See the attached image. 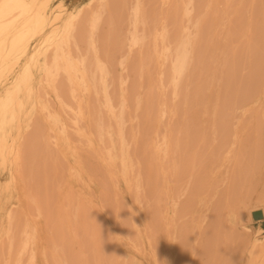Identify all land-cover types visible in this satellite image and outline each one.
Returning a JSON list of instances; mask_svg holds the SVG:
<instances>
[{
  "label": "rangeland",
  "instance_id": "374dc122",
  "mask_svg": "<svg viewBox=\"0 0 264 264\" xmlns=\"http://www.w3.org/2000/svg\"><path fill=\"white\" fill-rule=\"evenodd\" d=\"M212 1H214L215 4ZM226 1L227 0H210V3L206 1L207 4L209 3L208 6L210 8L216 6L215 9H218V12H216L214 8L211 11L207 4V7L204 6V8L202 9L204 12L203 14L206 15L202 17L207 20V16H209L208 26H210L208 28V26H206V20L204 19L203 21L202 18V22H204L203 24H205V26L199 25L198 32H200L199 29H201L202 34L200 35L199 33V35H204L206 41H208L209 43L205 41L207 43L206 44L204 42V36L200 37L197 34L196 35L199 38L197 39V37L195 36L197 42H192L194 41V38L193 40L189 41L190 43L188 42L189 44L187 43V49L190 52V61L193 60V62H189L188 64L189 67L194 68V72L193 74H191L190 71H187L183 74L179 82L180 87L178 86V91H175V88L171 82L173 80V68H169L173 67L174 61L173 57H171L172 55H170L168 51H164V61H157L155 59H152L146 60L148 61L146 64L145 62H142L144 60L141 59L142 56L140 57L141 54L139 52L136 51V54L134 53V49L133 52L131 51V54L134 53L136 56L134 54L133 58L132 55L130 56L127 62L129 68L125 67L124 70V68L122 67H117L116 69V71L120 72V74L116 72L115 78L117 75L121 76H119L120 78L117 77V84L115 83L116 81H114L116 79H114V77L112 78L114 81V100L117 104V109L115 108V114H119L118 118L116 115H114L113 112L110 111V109H108V107L104 106V96L103 94L95 92L97 91V88L94 86V82H92L90 90L84 92L83 105L85 107L86 112L84 110L85 115L82 116L83 122L78 120L72 114L71 116L73 117L70 116L69 113L72 112L71 110L64 108L63 102L61 101L62 99L60 98V100L58 98L59 96L57 95L58 93H56L57 90H54V88L51 86L47 87V90H49L50 92V101H44L48 104L49 102H51V100H53V103H49V106L46 107V109H39L36 117L37 127H35V129L39 127L37 129V131H39L37 132L34 129L32 133L27 135V137L31 135L30 137L33 138L36 136L37 138L35 137V140L31 138L32 143L25 156V159L27 160L24 161L25 165H23L25 167H22V173L20 174L19 178L20 180L13 192V197L3 202L0 206V251H2L0 253V264H68L69 262H72L69 264H74V262L78 261V259L81 261H78V264L249 263L251 257V244L249 241L253 237H264V215L263 211L258 209L253 213V215L249 219L247 217L248 214L246 213V211L242 209L243 205L240 204L238 207V200H236L235 196H237L238 193L243 196L245 192H251L249 194V198L251 199L248 200H252L251 203H253V205H256L257 197L259 195H264V73L261 74L260 72H264V35L262 34L263 37L261 36V34H258L259 36H256L257 31H260V29L261 31H264V26L262 30V25H264V22H262V20L264 19V0L263 2H258L262 0H238V2H236L237 0H235L234 3L236 2L237 5L241 4L240 7L243 9L237 6L238 9L240 8L241 10L236 11L237 7L235 4V6L233 5V11L236 12L235 15H238L236 16L237 18L242 16V19L244 20H242V23L245 22L244 25L241 22H237L239 20H237L234 16L232 7V9H229L230 7L227 8L229 9V11H232L233 15L232 13L226 12L230 15L224 16V14L220 13L222 15V18L224 16V19H222L224 21L221 25L222 20L219 17L220 14L217 13H219V11H223L225 13L227 8H224L225 11L222 10L223 5L225 7V5L229 3L228 6H230L232 3L231 1L233 0H228L227 3ZM239 1H241L242 3H240ZM86 2L87 0H65L67 7L71 10L76 9L78 6H81ZM223 2L225 3L221 6V3ZM202 3L203 1L201 0V4ZM211 3H213L214 5L210 6ZM257 3H260V6L257 5ZM164 7V10H166V3H164ZM237 12L240 14V16ZM241 12L243 14H241ZM213 13L216 14L218 19H220V25H218L219 23L217 22V19L215 21L212 20V17L214 19L217 18L215 17V15L213 16ZM203 14L199 13V17L201 18L200 15ZM258 23H262V25L259 24L260 26H258ZM215 25H218V27L220 26V29L216 26L218 28L216 30ZM124 26H128V28H125ZM122 27L123 32L121 34H125V31L129 29L130 25L125 24ZM204 27H207L206 35L205 33L203 34V32H205ZM257 27L259 28L257 29ZM251 28L253 30H257L252 31ZM107 29L108 26L105 27L106 31ZM124 29L126 30L124 31ZM212 29L218 34L217 35L214 31L211 32L212 35H214L213 33H215L216 35H214L215 39H213V41L210 40L212 38L209 39V36L207 37V35L211 34L208 33L212 31ZM221 30L223 31L221 32ZM220 36L223 37V41H219V39H222L220 38ZM206 37L208 38V40ZM216 38L219 42L216 40ZM226 39L228 40L227 43ZM259 39L262 40L260 41ZM199 40L201 42H199ZM210 42H212V44H210ZM204 43L207 45V47L205 48L206 51H200L201 47L204 48L202 46ZM219 43L222 44V47L219 46ZM193 44H197V46H194ZM205 44L204 46H206ZM214 44L218 45L215 46ZM164 45L166 46L167 43H164ZM189 45L190 49L188 48ZM199 45L201 47H199ZM246 46L247 49L249 48V52L246 49ZM214 47H216V49L211 51V49H214ZM234 47L235 49H233ZM243 47V51L247 53L243 52L244 54L242 57ZM196 49L198 50L197 58ZM231 49L236 50L237 52L235 51L236 53L234 52V55H232ZM192 50L195 51L193 52ZM214 51H216L217 54L214 53ZM205 52H207V55ZM200 53H202L205 57L207 56L205 58L207 59V61L203 58V55L201 57ZM249 53L255 56L256 60ZM169 55L171 57L170 60ZM199 55L202 58L201 61H199ZM228 55L231 59L233 57L234 58L230 60L228 59ZM235 55L240 56L241 60ZM256 55H258V58ZM134 56L137 58H134ZM259 57H261V60ZM130 59H135V61H130ZM257 59L260 61H258ZM234 61L238 62V64L234 63ZM241 61L243 62V64H241ZM142 63L146 64V66H144V64ZM244 63L246 65L245 68ZM167 64L169 66L171 65V67H169ZM132 65H134L135 69L132 67ZM141 65H143L144 67ZM231 65L232 67H230ZM241 65L244 70H242V68L239 69ZM205 66L207 68H205ZM209 66L211 67V69ZM234 66H236L237 69H235ZM151 67H153V69ZM165 67L167 68L166 71ZM150 70H153L152 72H156L155 75H153V73H150ZM163 70L165 71V74ZM235 70H238V72H236ZM240 70H242L243 72H240ZM123 71L126 74H124ZM168 71H170V73H168L170 75L166 74V72ZM235 72L237 78H234ZM136 74H139L138 76L141 77H137ZM151 74L153 75L152 77L150 76ZM163 74L167 77L165 76L163 77L164 79H161ZM229 74H232L233 76L228 78L230 76ZM142 75H144L146 79L142 77ZM261 75L263 78H261ZM250 76L254 78V80L251 79ZM136 77L139 78L140 81H138L139 79L137 80ZM196 77L197 79H195ZM216 77L217 79H219L218 81ZM223 77L224 81L222 80ZM123 78L125 81L124 85ZM143 78L145 87L140 84V82H143ZM233 78L236 80H233ZM250 79L252 80V82H250ZM161 80L163 82L167 80L166 85L169 83V85L167 86H169L172 90L169 87L168 89L167 87H162L166 85H162L163 82ZM220 80L223 82H221ZM231 80L234 82V85ZM204 81H206L207 83H205ZM228 81H230L231 84ZM129 82L132 85H130ZM137 82H139L138 84L140 87L138 86ZM157 82L159 83V85H157ZM191 83L192 85H190ZM257 83L259 84L258 86ZM92 85L95 89L92 88ZM115 85L119 89L115 87ZM141 85L143 88H141ZM170 85H172L173 87H171ZM202 85L206 87L203 88ZM232 85L233 87L229 89ZM132 86L133 88H131ZM221 86L226 88L224 89ZM253 86L255 87V89L253 88ZM122 87L125 89H122ZM128 88L132 90H129ZM189 88L192 90H190ZM251 88L252 90H250ZM197 89L201 93H197ZM133 90H135V92H133ZM141 90L143 91V93ZM202 90L204 91V94L202 93ZM249 90L251 91V93H249ZM92 91H94V93ZM148 91L150 93H155L151 95ZM228 91H230L232 95H230V92ZM220 92L224 95V97L223 95H221ZM115 93H118L120 95ZM121 93L123 94L122 96ZM124 93H128L127 98L126 94ZM135 93L137 95H135ZM163 93L165 95H163ZM98 94L99 96H97ZM146 94L147 98L146 96H144ZM228 94L230 97L227 96ZM242 94L243 98L246 100L242 99ZM133 95H135V97ZM219 95L223 97L224 100ZM91 96H94V99ZM90 97L92 98V102H90ZM100 97H102V102L100 101L99 103L96 100H99ZM130 97L135 102L132 101ZM195 97H197V100ZM117 98L118 100H116ZM189 98L191 102L196 104L194 105L191 102L188 103ZM226 98H228L229 100L232 99L234 101L231 100L230 102L232 103L226 102L228 100ZM58 99L61 103H59ZM200 99L202 101H198ZM71 100L72 98L69 96L70 103L73 106H76V103L73 100L71 102ZM219 100L221 102V105H219ZM88 101L90 102V104ZM124 101L126 107L124 106V108L121 110V104L119 103H122ZM136 101L138 104L136 103ZM224 101L229 104L227 105L224 103L223 105L222 102ZM241 101L242 103H240ZM127 102L129 103L127 104ZM132 102H134V104ZM92 103H94V105H91ZM143 103L145 105H143ZM186 103L189 104V106H187ZM50 104H53L54 108ZM60 104L62 107H60ZM191 104L194 105V108L191 106ZM88 105L93 108H90L92 110V114H97V119H95V116L91 114V111L90 113H88L90 110ZM131 107L133 108L131 109ZM188 107L190 108L189 110ZM58 108L64 111L68 110L69 112H62L64 113L62 115L61 110H59ZM186 109L188 112L186 111ZM95 110H97V113L94 112ZM104 110H106V112ZM49 111L53 112V114L56 115L59 114L57 118L60 116L62 117L59 118L60 122L57 123L54 118L50 117ZM174 111L176 113H174ZM103 112L105 113L102 114ZM124 113H126L127 115L130 114L131 116L129 115L127 118V116L125 117L126 114L123 115ZM184 114L186 115L184 116ZM64 115L66 117H64ZM89 115L91 116L94 125L92 121H89L91 120L89 118ZM92 116L94 118H92ZM112 116L113 119H111ZM104 117H107V121H105L107 123L105 125L102 124L105 123L104 120H106L104 119ZM139 117L141 118V120L139 119ZM119 118L123 120L121 121V123ZM68 119L71 120V126L70 124L68 125V123H70L67 121ZM99 119H101L102 123ZM75 121L79 125L73 124L75 123ZM226 121H231L230 123H232V126L229 123V127H232L231 129L233 130L231 131L233 133L231 132L232 134H230V137L228 139V146L223 152V150L221 151L219 148L221 146L220 141L222 139L219 140V142L213 141V139L216 140V136L214 135L220 132L222 129H220V123L222 124L223 122L225 126L227 125ZM64 122H66L68 128L66 132L60 133L57 127L60 128L59 126H61ZM38 123L40 124V126H38ZM80 124L83 127H81ZM96 124H98V129L94 128ZM101 124L102 126L100 127ZM199 124L201 126H199ZM217 124L219 127V131H217ZM73 125H75V128L73 127ZM179 126L180 129L182 128L181 131L183 130V134L179 133L181 132L180 129H178ZM72 127L75 130H71L70 128ZM76 127L79 128V131L76 130ZM121 127H125L126 130L124 128L121 129ZM45 128L46 130H44ZM81 128H83L82 130H84L85 132H83ZM101 128H105L104 132L103 130L99 131ZM144 128H147V131ZM173 128L179 131V134L176 132L177 138L179 137L178 135L181 134L178 139L175 136ZM68 130L71 132L69 133ZM45 131V134H47V138H45L46 136L43 133ZM76 131L78 133L81 132V135L77 134ZM73 132H75V134ZM141 132L144 135L141 134L140 136ZM210 132L211 134L209 136ZM33 133L34 135H32ZM84 133L85 135L83 136ZM98 133H100V135H98ZM120 133L126 135L124 136ZM69 135H74V138L76 139H74L73 136L70 137ZM144 136L148 137L146 138ZM187 136H190V138ZM174 137L176 138V141L178 140V144L176 143V141H174ZM203 137L206 139H204ZM217 137L219 136L217 135ZM70 138L74 141H70ZM192 139H196L197 142L196 140ZM208 139H210L211 142L213 141L215 143H211L212 145L210 146V142ZM44 140H46V142ZM187 140L189 142H187ZM38 141L40 142L41 146H39L40 144L38 143ZM41 141L43 142L41 143ZM52 141L54 142V144ZM75 141L77 142V144L74 143ZM123 142L125 145H123ZM199 142L202 145H200ZM48 143H50L51 145L53 144L55 150L53 149V146L48 148ZM143 143L145 146L142 145ZM181 143L184 144L182 145ZM207 143H209V145ZM43 144H45V146H43V148H40ZM196 146L198 147V150L200 147L202 155L204 154V156H208V158L206 156V159L203 156V159L206 160H204L206 163H203V167L206 169V171L202 167V170L200 169L195 172V168H197V166H195V163L198 162V159L194 160V162L192 163L191 157H193V149H195ZM93 147L95 148V150ZM208 147L210 151L208 150ZM46 148L49 150L47 151ZM176 150H178V153ZM202 151H205V153L206 151H208V154H205ZM48 152L49 154H47ZM38 153L40 156L38 155ZM35 154L38 156H36ZM41 154H43L44 157ZM110 155H112L113 157L111 158ZM166 155L168 156L166 157ZM178 157L181 158L179 159ZM185 157L189 158L187 160H190V164L185 162ZM58 159H60V162L62 163L59 164ZM47 160H49L47 163H50L49 165L51 167H49V165L45 162ZM50 160H53L55 163L53 161L50 162ZM184 163L186 164V166L189 167L184 168ZM33 164L35 165V167ZM52 164H54L53 168ZM204 164L207 168L204 166ZM59 166L62 171L60 170ZM61 166H63L64 168ZM132 166L133 168L135 166L134 171ZM171 166L174 167L172 168ZM45 168L51 170L49 171ZM189 168H192L194 172ZM128 169L130 171H128ZM171 169H174L175 172H173L174 170ZM181 169H183V174ZM186 169H189V175H187L188 170ZM45 170L48 172H45ZM25 171L27 173H25ZM191 171L193 172V174L191 173ZM28 172H30V175H28ZM34 172H36L35 175ZM44 172L46 174H44ZM47 173L48 175L49 173H52L53 176L52 174H50L49 177L47 176ZM59 173L61 175H64H62L61 177ZM184 174L185 176H187L184 177ZM36 175L40 177L38 178V181ZM193 175L200 176L193 177ZM5 177L6 176L0 175V186L5 182ZM46 177L48 178V180ZM59 177L61 179L58 180V185L56 178L59 179ZM195 178L199 179L195 180ZM187 180L188 182H185ZM190 180H192V182H197L195 184H191L189 183ZM25 181L26 183L30 182L26 185L27 187L25 186V184H23L25 183ZM34 181H40L42 182V184L40 182L36 184L34 183ZM188 183L191 186H189ZM29 185L30 187H28ZM32 185L33 187H31ZM192 185L196 188L195 190L193 189ZM200 185L201 187L199 188ZM241 185H244L243 188L238 190ZM249 185L252 189L249 188ZM254 185L257 186L254 187ZM190 188L193 190H191ZM185 189L186 191L189 190L188 192L191 195L187 193ZM242 189L245 192H243ZM193 192H195V195H193ZM181 193H183V196ZM10 194L12 193L10 192ZM185 194H188L189 197ZM38 197L40 199L43 198V200H38ZM45 198L46 200H44ZM39 201H41V203L43 201V205L44 203L46 204L42 206ZM75 201H79V204ZM47 203H49L50 205H47ZM37 204L38 206L41 205L42 208H46L49 206L48 210L50 211V213L48 210L45 211V209L43 211L40 207L42 210L41 211ZM246 206H249V204H246ZM259 206L263 205L261 204ZM237 207L239 209H237ZM183 211L185 216L184 214H182ZM51 212H53L52 215H54V219L50 218ZM239 212H241V214ZM256 213H258V215H256ZM54 220L55 222L59 223L58 230L61 233V236L60 234H58L59 232L57 231V227H55V225H58L57 223L54 224ZM58 220L61 222H59ZM169 222H171L170 227H168ZM53 224L55 228H53ZM91 226H93V232H91L90 230ZM55 232H58L57 235ZM182 235L187 238V244L185 246L187 254L185 259H183L184 255L182 252V257H180V250H182L181 241L178 242L176 240L178 245L173 242L174 239H177ZM59 247L60 249H57ZM67 248L68 250H70L68 251ZM63 249L65 250V252L62 251ZM72 250L74 251V254ZM61 251L62 255L60 254ZM66 251L68 252L66 253ZM71 252L73 255H75V258L77 256L76 259H74V256L72 258ZM69 255L71 256V258ZM64 256L65 259H62V257Z\"/></svg>",
  "mask_w": 264,
  "mask_h": 264
},
{
  "label": "bare ground",
  "instance_id": "6f19581e",
  "mask_svg": "<svg viewBox=\"0 0 264 264\" xmlns=\"http://www.w3.org/2000/svg\"><path fill=\"white\" fill-rule=\"evenodd\" d=\"M200 1V2H199ZM203 3L201 4V0H87L86 3L82 4L81 6H78L76 9H69L67 7V4L65 3V0H59V1H56V0H0V175L2 176H6V180L5 182L0 186V206L3 202L7 201L8 199L12 198L13 197V192L16 188V185L18 184L19 182V178H20V174L22 173V167H25L23 165L24 164V161L27 160L25 159V156L27 154V151L29 150L30 146H31V138L32 137H27V135H29L30 133H32V131L35 129L36 126V123H37V114H38V111L39 109L43 108V109H46V107H48L49 103H53L51 100V102H49L48 104L44 101V100H47V101H50L49 100V97H50V92L49 90H47V87L48 86H51L54 88V90H57L56 93H58L57 95L59 96L58 98L63 102V106L64 108L66 109H69L71 110L72 113H69L70 116L71 114L73 116H75L78 120L82 121V116L85 115L84 114V110H85V107L83 105V98H84V92L86 91H89L90 90V86L92 84V82H94V86L97 88V91H95L96 93L98 92L99 94H103L104 96V106L105 107H108V109H110L111 112L115 114V108H116V103H115V95H114V81H116L115 83L117 84V77H119L120 75H117L116 78H115V73L117 72L116 69L117 67H122L124 68L125 70V67L127 68L128 65H127V62L130 58V56L132 55V58H133V54L135 53L136 54V51L139 52L141 55L140 57L142 56V62H145L147 64L148 61L146 60H152V59H155V60H159V61H164V51H168L170 53V55H172L171 57H173V67H171V65L168 66L171 67L169 69H172L173 70V80L171 81L174 88H175V91H178L179 88L178 86L180 85V80L183 76L184 73H186L187 71H190L191 74H193L194 72V68L192 67H189V62H193L190 61V58H189V51L187 49V43L191 40H193L194 38V41L192 42H197V39L198 36H200L202 33H201V29L200 32H198V27L199 25L201 26H205V24H203L204 22H202V18L206 15H204L203 13V8L204 6L207 7L208 4L210 3V0H202ZM209 2L207 4V2ZM230 1V0H229ZM235 0L231 1V5L226 4L225 7L223 5V9L225 11L224 8H229V9H232L233 8V5L235 6L236 4V7H240V3H242L241 1H239L240 5H237L236 2H238V0L234 3ZM206 2V3H205ZM214 3V1H212ZM228 2V0L226 1V3ZM258 2H263L262 1H258ZM164 3L167 4V9L164 10ZM213 3L210 4L211 5H214ZM225 2L221 3V6L222 4H224ZM205 4V5H204ZM207 4V6H206ZM257 5L260 6V3ZM243 6V5H242ZM209 7V6H208ZM216 7V6H215ZM215 7H213L215 9ZM232 7V8H231ZM238 7L236 8L238 10H241L243 8H239ZM212 7L209 9H213ZM227 8V10L225 11V13L223 11H219V13L217 14H224V16H227V15H230L228 13H232V11L234 10V8L232 9V11H229V9ZM208 9V11H209ZM216 12H218V9H215ZM221 10V9H220ZM202 11V12H201ZM214 12V11H213ZM228 12V13H226ZM234 12V16H238L237 14L235 15V11ZM199 13H202L203 15H200L201 18L199 17ZM215 13V12H214ZM213 13V16L216 14ZM238 13V12H237ZM205 14H206V10H205ZM212 14V13H211ZM219 15V17L222 19H224V16L223 18L221 17L222 15ZM239 14V13H238ZM241 14H243L241 12ZM208 15V14H207ZM233 15V13H232ZM203 16V17H202ZM240 16V14H239ZM209 16H207V20L205 18H203V21L204 19L206 20V26H208V21H209ZM212 17V16H211ZM201 21H200V19ZM240 18H241V21H240ZM218 20L217 22L219 23L220 22V19L217 18H213L212 17V20ZM237 22H241L242 23V16L237 18L236 17ZM213 21V22H214ZM224 20L221 21V25H222V22ZM234 21V20H232ZM244 21V20H243ZM202 24H201V23ZM262 22H264V19L262 20ZM130 25L129 29H127V31H125L126 29H124L125 31V34H121L123 32V25ZM128 23V24H127ZM200 23V24H199ZM245 23V22H244ZM244 23H242L244 25ZM216 24V23H215ZM240 24V23H239ZM260 23H258V26L262 25V23L259 25ZM214 25V23H213ZM220 25V23L218 24ZM218 25H215V27ZM242 25V26H243ZM108 26V29L107 31L105 30V27ZM210 26V25H209ZM208 26V28H209ZM263 26L262 25V30H263ZM125 27V26H124ZM212 27V26H211ZM216 27V30L219 28L220 29V26L217 28ZM223 27V26H222ZM253 27V26H252ZM256 27V26H255ZM254 27V28H255ZM125 28H128L125 27ZM205 28V32H203V34L205 33V35L207 34L206 33V30H207V27H204ZM259 27H257L258 29ZM223 29V28H222ZM252 29V28H251ZM257 29H252V31H255ZM209 30V29H208ZM211 30V28H210ZM215 30V28H214ZM212 29V31H210L208 34H210L211 32L214 31ZM203 31V30H202ZM223 30H221L222 32ZM261 31V29H260ZM257 31V35L256 36H259L258 34H261V36L263 37L264 31ZM216 32V31H214ZM200 33V35H199ZM198 36H197V35ZM215 35V33H213ZM217 34V32H216ZM263 34V35H262ZM214 35H212V33L210 35H207V37L213 41L214 38ZM218 35V34H217ZM223 35V33H222ZM197 39H196V37ZM204 36V35H203ZM203 36H200V37H203ZM210 36H213V37H210ZM216 36V35H215ZM206 37V38H207ZM205 39V36L203 37ZM207 38V40H208ZM220 38L222 39H219L223 41V37L220 36ZM260 38V37H259ZM203 39V40H204ZM201 40V38H200ZM199 40V42H201ZM209 40V41H210ZM217 40V38H216ZM215 40V41H216ZM234 40V38H233ZM260 41L262 39H259ZM206 41V39L204 40V42ZM218 41V40H217ZM218 41V42H219ZM221 41V42H222ZM227 39H226V43H227ZM232 41V40H231ZM208 42V41H206ZM205 42V43H206ZM237 42V40H236ZM164 43H167V45L165 46ZM190 43V42H189ZM188 43V44H189ZM204 43V44H205ZM209 43V42H208ZM217 43V42H216ZM233 43V42H232ZM204 44H200L202 45L204 48H202L200 45L199 47H201L200 51L201 50H205V48L207 47V43L205 44L206 46H204ZM210 44H212V42H210ZM209 44V45H210ZM220 47H222L221 43H219ZM191 45V44H190ZM190 45L188 46V48L190 47ZM194 45V44H193ZM192 45V46H193ZM197 46V44H195ZM194 45V46H195ZM215 45V44H214ZM218 45V44H216ZM215 45V46H216ZM234 45V44H233ZM191 46V47H192ZM210 47V46H209ZM242 47V46H241ZM240 47V49H241ZM197 48V47H195ZM213 48V47H212ZM218 48V47H217ZM133 49L135 50L134 53L131 54V51L133 52ZM190 49V48H189ZM194 49V48H193ZM211 49V48H210ZM216 47H214V49H211L212 50H215ZM235 49V47L233 48ZM237 49V48H236ZM246 49H247V46H246ZM209 50V49H208ZM232 50V49H231ZM244 50V47L242 48V57H243V51ZM248 52H249V48L247 49ZM252 50V48H251ZM193 51V50H192ZM195 51V50H194ZM193 51V52H194ZM202 51V52H203ZM206 51V50H205ZM223 51V50H222ZM236 50H232V55H234L233 53L235 52ZM209 52V51H208ZM219 52V51H218ZM237 52V51H236ZM235 52V53H236ZM256 52V51H255ZM254 52V53H255ZM206 55H207V52H205ZM214 53H216V51H214ZM238 53H239V50H238ZM247 53V52H245ZM251 53V51H250ZM249 53V54H250ZM253 53V52H252ZM134 54V55H135ZM168 54V53H167ZM166 54V55H167ZM197 54H198V50L196 49V58H197ZM217 54V53H216ZM219 54H222V53H219ZM256 54V53H255ZM258 54V53H257ZM170 55H169V60H170ZM201 57H202V53H200ZM199 55V57H200ZM214 55V54H213ZM241 55V54H239ZM251 55V54H250ZM249 55V56H250ZM136 56V55H135ZM134 58H137L135 57ZM212 56V55H210ZM218 56V55H217ZM227 56V55H226ZM225 56V58H226ZM237 56V55H235ZM253 56V55H251ZM257 58H258V55H256ZM200 57V58H201ZM207 57V56H206ZM204 55H203V58L205 59L206 58ZM219 57V56H218ZM240 58V56H237ZM236 57V58H237ZM254 59L256 60V57L253 56ZM145 58V59H144ZM199 58V61L202 60V58L200 59ZM214 58V57H213ZM216 58V57H215ZM234 58V57H233ZM232 58V59H233ZM250 58V57H249ZM260 60H261V57H259ZM228 59L232 60L230 58V56L228 55ZM227 59V61H228ZM133 61H135V59H132ZM130 59V61H132ZM137 60V59H136ZM207 61V59H205ZM212 60V58H211ZM220 60V59H219ZM218 60V61H219ZM223 60V59H222ZM241 60V58H240ZM239 60V61H240ZM253 60V59H252ZM258 60V59H257ZM258 60V61H260ZM129 61V62H130ZM139 61V60H138ZM214 61V60H213ZM217 61V60H215ZM226 61V62H227ZM151 62V61H150ZM195 62V61H194ZM209 62V60H208ZM231 62V61H230ZM229 62V63H230ZM131 63V62H130ZM134 63V62H132ZM152 63V62H151ZM168 63V62H167ZM234 63H237L238 62H235ZM140 64V63H139ZM144 64V63H142ZM146 64H144V66H146ZM169 64H170V61H169ZM203 64V63H202ZM205 64V63H204ZM240 64V62H239ZM241 64H243V62L241 61ZM127 65V66H126ZM164 65V64H163ZM211 65V64H209ZM213 65V64H212ZM226 65V64H224ZM229 65V64H228ZM234 65V64H233ZM143 66V65H141ZM143 66V67H144ZM166 66V67H168ZM191 66V65H190ZM132 67L135 69L134 65H132ZM142 67V68H143ZM165 67V68H166ZM196 67V66H195ZM210 67V66H209ZM232 67V65L230 66ZM235 69L236 66H234ZM238 67V66H237ZM246 67L245 63H244V68ZM129 68V67H128ZM139 68H140V65H139ZM141 68V69H142ZM146 68V67H145ZM144 68V69H145ZM153 69V67H151ZM163 68V69H165ZM205 68H207L205 66ZM213 68V67H212ZM217 68V67H216ZM227 68V67H226ZM242 68V65L241 67H239V69ZM143 69V70H144ZM158 69V68H157ZM162 69V68H161ZM168 69V70H169ZM196 69V68H195ZM201 69V68H200ZM211 69V67H210ZM228 69V68H227ZM232 69V68H230ZM238 69V70H239ZM140 70V69H139ZM167 70V68L165 69V71ZM204 70V69H203ZM208 70V69H207ZM238 70H235L236 72H238ZM240 70V72L242 71ZM142 71V70H141ZM145 71V70H144ZM153 71V70H152ZM150 70V73H153V75H155L156 72H152ZM155 71V69H154ZM158 71V70H157ZM164 71V70H163ZM165 71H164V74H165ZM196 71V70H195ZM216 71V70H215ZM124 72V71H123ZM127 72V71H126ZM135 72V71H134ZM172 72V71H171ZM208 72V71H207ZM206 72V73H207ZM232 72V71H231ZM236 72L234 74V78H237L236 76ZM243 72V71H242ZM261 74H263L264 72L260 71ZM120 74V72H117ZM141 73V72H140ZM145 73V72H144ZM163 73V72H162ZM170 73V71L166 72V74ZM205 73V72H204ZM230 73V72H229ZM253 73V72H252ZM251 73V74H252ZM124 74H126L124 72ZM132 74V73H131ZM142 74V73H141ZM163 74L162 78L161 79H164L163 77H165ZM196 74V73H195ZM203 74V73H202ZM215 74V73H214ZM228 74V73H227ZM114 75V76H113ZM137 77H141V76H138L139 74H136ZM152 74L150 75L151 77L153 76ZM158 75V73H157ZM156 75V76H157ZM162 75V74H161ZM160 75V77H161ZM170 75V74H168ZM190 75V74H189ZM209 75V74H208ZM220 75V74H219ZM230 75V74H229ZM146 76V75H145ZM195 76V75H194ZM204 76V75H203ZM202 76V77H203ZM231 76H233L232 74L228 77L230 78ZM253 76V75H252ZM116 79L113 81V78ZM121 77V76H120ZM119 77V78H120ZM125 77V76H124ZM127 77V76H126ZM136 77V78H137ZM142 77H144V75H142ZM167 77V76H166ZM193 77V76H191ZM215 77V76H214ZM227 77V76H226ZM251 77V76H250ZM255 77V76H254ZM132 78V77H131ZM145 78V77H144ZM144 78H143V82H140V84L143 85V87H145L144 85ZM170 78V77H169ZM208 78V77H207ZM213 78V77H212ZM220 78V77H218ZM233 80H236L234 79ZM261 78L262 75H261ZM139 78H137L138 80ZM146 79V78H145ZM167 79V78H165ZM197 79V77L195 78ZM217 79V77H216ZM251 79L254 80V78L251 77ZM250 79V80H251ZM129 80V79H128ZM136 80V79H135ZM189 80V79H188ZM206 80V78H205ZM209 80V79H208ZM219 79H217L218 81ZM224 81V77L222 79ZM230 80V79H229ZM262 80V79H261ZM140 81V79L138 80ZM162 81V80H161ZM166 81L163 82L162 85H166ZM195 81V80H194ZM203 81V80H202ZM221 81V80H220ZM221 81V82H223ZM128 82V81H127ZM126 82V83H127ZM136 82V81H135ZM161 82V83H162ZM189 82V81H188ZM205 83H207L206 81H204ZM214 82V80H213ZM227 82V81H226ZM225 82V84H226ZM230 82V81H228ZM231 82H233L231 80ZM230 82V84H231ZM252 82V80L250 81ZM260 82V81H259ZM125 81H124V78H123V85H124ZM139 82H137L138 84ZM158 83V82H157ZM160 83V84H161ZM168 83V82H167ZM210 83V82H209ZM130 84V82H129ZM147 84V83H146ZM201 84V82H200ZM203 84V83H202ZM218 84V83H217ZM247 84V83H246ZM132 85V84H130ZM134 85V83H133ZM141 85V88H143ZM159 85V83L157 84ZM169 85V83L167 84ZM162 86V87H168L169 86ZM182 85V84H181ZM192 85V83L190 84ZM221 85H224V84H221ZM233 85H234V82H233ZM233 85L229 88L231 89L233 87ZM259 84L257 83V86ZM126 86V85H125ZM139 86V84H138ZM171 87H173L172 85H170ZM203 86V85H202ZM201 86V87H202ZM227 86V85H226ZM256 86V85H255ZM115 87H117L115 85ZM120 87V86H119ZM140 87V86H139ZM180 87V86H179ZM190 87V86H189ZM194 87V86H193ZM199 87V86H198ZM196 87V88H198ZM200 87V88H201ZM206 87V86H203V88ZM223 87V86H221ZM220 87V88H221ZM92 88L93 85H92ZM118 88V87H117ZM127 88V87H126ZM133 88V86L131 87ZM137 88V87H135ZM158 88V87H156ZM170 88V87H169ZM182 88V87H181ZM192 88V87H191ZM224 88V87H223ZM226 88V87H225ZM224 88V89H225ZM228 88V87H227ZM253 88L255 89V87L253 86ZM95 89V88H94ZM119 89V88H118ZM122 89H125L122 87ZM129 90H132L130 88H128ZM126 89V90H128ZM139 89V88H138ZM165 89V88H163ZM166 89V90H167ZM171 89V88H170ZM178 89V90H177ZM190 89V88H189ZM247 89V88H246ZM253 89V90H254ZM116 90V89H115ZM172 90V89H171ZM181 90V89H180ZM192 90V89H190ZM198 90V89H197ZM206 90V89H205ZM248 90V89H247ZM252 90V88L250 89ZM249 90V91H250ZM94 91H92L94 93ZM142 91V90H141ZM156 91V89H155ZM194 91V90H193ZM221 91V90H220ZM223 91V89H222ZM221 91V92H222ZM101 92V93H100ZM116 92V91H115ZM120 92V91H119ZM126 92V91H125ZM133 92H135V90H133ZM149 92V91H148ZM164 92V91H163ZM190 92V91H189ZM199 92V90L197 91V93ZM204 91L202 90V93ZM220 92V93H221ZM230 92V91H228ZM123 93V92H122ZM121 93V96L123 95ZM131 93V92H130ZM138 93V92H137ZM143 93V91H142ZM155 93V92H154ZM153 92H149V94L153 95L154 94ZM158 93V92H157ZM156 93V94H157ZM165 93V92H164ZM163 93V95H165ZM201 93V92H199ZM225 93V92H223ZM251 93V91L249 92ZM99 94L97 96H99ZM115 94H118V93H115ZM126 94V98H127V94L128 93H124ZM148 94V93H147ZM147 94L144 95L146 96L147 98ZM180 94V93H179ZM177 94V95H179ZM194 94V93H193ZM196 94V93H195ZM204 94V93H203ZM227 94V92H226ZM225 94V95H226ZM230 95L231 92L229 93ZM229 94L227 96H229ZM245 94V93H243ZM243 94L241 95L242 96V99L243 98ZM120 95V94H118ZM132 95V94H130ZM135 95H137L135 93ZM135 95H133L135 97ZM150 95V96H151ZM158 95V94H157ZM190 95V94H188ZM221 95H223L221 93ZM249 95V94H248ZM69 96L72 98V100L76 103V106H73L70 101H69ZM143 96V97H144ZM155 96V95H154ZM167 96V95H166ZM183 96V95H182ZM186 96V95H185ZM192 96V95H191ZM190 96V97H191ZM220 96V95H219ZM92 98L94 96H91ZM90 97V102H92V98ZM118 97V96H116ZM194 97V96H193ZM199 97V96H198ZM221 97V96H220ZM224 97V95H223ZM223 97H221L223 99ZM230 97V96H229ZM228 97V98H229ZM233 97V96H232ZM87 98V96H86ZM98 98V97H96ZM101 98L99 100H96L100 103L101 101ZM120 98V97H118ZM118 98L116 100H118ZM131 98V97H130ZM168 98V97H167ZM184 98V97H183ZM196 100H197V97H195ZM203 98V97H202ZM201 98V99H202ZM220 98V100H221ZM226 98V99H228ZM246 98V97H245ZM52 99V98H50ZM58 99V101H59ZM94 99V98H93ZM136 99V98H135ZM151 99V97H150ZM160 99V98H159ZM158 99V100H159ZM180 99H181V96H180ZM198 100V101H202V100ZM225 99V100H226ZM230 99V98H229ZM227 100L226 102H230L231 100ZM235 99V98H234ZM241 99V100H242ZM71 100V102H72ZM88 100V99H87ZM132 100V98H131ZM137 100V99H136ZM144 100V99H143ZM192 100V99H191ZM205 100V98H204ZM203 100V101H204ZM220 100L218 101L219 102V105H221V102ZM224 100V99H223ZM236 100V99H235ZM246 100V99H244ZM94 101V100H93ZM95 101V102H96ZM127 101H130V100H127ZM134 101V100H132ZM151 101V100H149ZM160 101V100H159ZM179 101V100H178ZM234 101V100H232ZM243 101V100H242ZM242 101L240 103H242ZM89 102V101H88ZM89 102V104H90ZM102 102V101H101ZM135 102V101H134ZM134 102H132L134 104ZM147 102V101H146ZM190 98H189V102L190 103ZM195 102V101H194ZM197 102V101H196ZM206 102V101H205ZM204 102V103H205ZM225 101L222 102V104L224 105L227 104ZM59 103H61L59 101ZM97 103V102H96ZM95 103V104H96ZM118 103V102H117ZM129 102H127L128 104ZM137 103V101H136ZM161 103V102H160ZM192 104H194L193 102H191ZM232 103V102H230ZM121 104L120 105V109L122 110L124 108V106L126 107L125 105V101L122 102V103H119ZM138 104V103H137ZM187 104V103H186ZM185 104V105H186ZM191 106L194 108V105ZM203 104V103H202ZM229 104V103H228ZM227 104V105H228ZM51 105V104H50ZM91 105H94V103H92ZM101 105V104H100ZM143 105H145L143 103ZM172 105V104H171ZM198 105V104H197ZM204 105V104H203ZM53 106V104L51 105ZM102 106V105H101ZM131 106V105H129ZM163 106H164V103H163ZM166 106V104H165ZM170 106V105H168ZM187 106H189V104H187ZM60 107L61 104H60ZM89 109L91 108L90 105H88ZM93 107V106H92ZM100 107V106H98ZM135 107V106H134ZM137 107V105H136ZM135 107V108H136ZM142 107V106H141ZM150 107V106H149ZM54 108V106H53ZM118 108H119V105H118ZM133 107H131L132 109ZM134 108V110H135ZM152 108V107H151ZM150 108V109H151ZM181 108V107H180ZM59 109V108H58ZM87 109V108H86ZM88 109V110H89ZM93 109V108H91ZM89 110L88 113H90L91 111V114H92V110ZM103 109V108H102ZM105 109V108H104ZM117 109V108H116ZM145 109V108H143ZM158 109V108H157ZM190 108L188 107V110ZM192 109V108H191ZM61 110V113L62 112H66L68 110H62V109H59ZM99 110V109H98ZM119 110V109H118ZM138 110V109H137ZM155 110V109H154ZM43 111V110H42ZM56 111V110H55ZM97 110H95L94 112H96ZM106 112V110H104ZM145 111V110H144ZM143 111V112H144ZM172 111V110H171ZM187 111V109H186ZM44 112V111H43ZM60 112V111H59ZM69 112V111H68ZM86 112V110H85ZM100 112V111H99ZM105 112H103L102 114H104ZM125 112V111H123ZM122 112V113H123ZM131 112V111H130ZM148 112V110H147ZM152 112V110H151ZM182 112V111H181ZM188 112V111H187ZM60 113V115H61ZM97 113V112H96ZM127 113V112H126ZM126 113H124L123 115H125ZM132 113V112H131ZM174 113H176L174 111ZM46 114V113H45ZM64 113H62L63 115ZM67 114V113H66ZM90 114V115H91ZM99 114V113H98ZM100 114V115H102ZM121 114V113H120ZM129 114V113H128ZM140 114V113H139ZM148 114V113H147ZM48 115V114H47ZM59 115V114H58ZM56 114H53V112L49 111V116L54 118L55 121L60 122V119L59 118H62L61 116L57 118ZM89 115V116H90ZM93 115V114H92ZM97 115V114H96ZM96 115H93L95 116V119H97V116ZM107 115V114H106ZM106 115H103V116H106ZM119 115V114H118ZM118 115L117 118H118ZM122 115V116H123ZM130 115V114H129ZM129 115H125V117ZM163 115V114H162ZM186 114H184L185 116ZM189 115V114H188ZM71 116V117H73ZM92 116V118H94ZM131 116V115H130ZM133 116V114H132ZM136 116V115H135ZM134 116V117H135ZM138 116V115H137ZM180 116V115H179ZM64 117H66L64 115ZM74 117V118H75ZM91 119V116L89 117ZM88 118V120H89ZM103 118V117H102ZM101 118V119H102ZM116 118V119H117ZM66 119V118H65ZM94 119V121H95ZM101 119L100 122H101ZM104 122L107 121V117L105 118L104 117ZM113 119V116L112 118ZM115 119V118H114ZM120 119V123L121 121V118ZM118 119V120H119ZM139 119L141 120V118L139 117ZM184 119V118H183ZM70 119H68L67 121L70 122L68 123V125L70 124L71 126V120L69 121ZM84 120V119H83ZM117 120V122H118ZM146 120V118H145ZM62 121V120H61ZM89 121H92L89 120ZM103 121V120H102ZM151 121V120H150ZM189 121V120H188ZM83 122V121H82ZM99 122V121H97ZM191 122V120H190ZM189 122V123H190ZM227 122V121H226ZM231 121L227 122V125L224 126V123L222 122V124L220 123V129L221 131L220 132H216L217 134H215L214 136H216V140L213 139V141H216V142H219L221 143V146L219 147L220 150L224 152V150L226 149V147L228 146V139L230 137V134H232L233 132L231 130L232 127H229V123ZM80 123V122H79ZM93 123V121H92ZM96 123V122H95ZM102 123V122H101ZM107 122L105 123H102L103 125H105ZM143 123V121H142ZM146 123V122H145ZM150 123V122H149ZM181 123V122H180ZM39 124V123H38ZM73 124H77V122L75 121V123ZM102 124L100 125V127L102 126ZM195 124V123H194ZM226 124V123H225ZM43 125V124H42ZM57 125V124H56ZM79 125V124H77ZM94 125V123H93ZM97 125L94 127V128H97ZM110 125V124H109ZM147 125V124H146ZM223 125V126H222ZM230 125L232 126V123H230ZM40 126V124L38 125ZM58 126V125H57ZM75 125H73L74 127ZM81 126V124H80ZM91 126V125H90ZM142 126V125H141ZM199 126H201L199 124ZM198 126V127H199ZM42 127V126H41ZM40 127V128H41ZM60 128L57 127L58 131L60 133H63V132H66L67 130V124L66 122H64L61 126H59ZM70 128L71 130L73 129ZM79 127V126H78ZM76 127L78 130L79 128ZM83 127V126H81ZM99 127V128H100ZM108 127V126H107ZM218 127V124L217 126ZM39 128V127H38ZM35 129V131H37V129ZM44 128V127H43ZM75 128V127H74ZM93 128V127H92ZM106 128V126H105ZM104 128V129H105ZM125 129V127H121V129ZM195 128V127H194ZM201 128V127H200ZM199 128V129H200ZM83 128H81L82 130ZM98 129V128H97ZM104 129H100L99 131H102L104 132ZM145 129V128H144ZM174 129V128H173ZM178 129H180V126L178 127ZM182 129V128H181ZM180 129V131H181ZM197 129V127H196ZM217 129V128H216ZM46 130V128L44 129ZM43 130V131H44ZM75 130V129H73ZM118 130V128H117ZM120 130V129H119ZM126 130V129H125ZM124 130V131H125ZM147 131V128L145 129ZM191 130V128H190ZM39 131V130H38ZM37 131V132H38ZM42 131V129H41ZM69 131V130H68ZM79 131V130H78ZM83 132H85L84 130H82ZM98 131V130H97ZM96 131V133H97ZM122 131V130H121ZM123 131V133H124ZM139 131V130H138ZM143 131V130H141ZM183 131V130H182ZM179 132L177 129L175 130L174 129V132H175V136H176V132L178 133H184V132ZM201 131V130H200ZM209 131V130H208ZM206 131V132H208ZM217 131H219V127L217 129ZM71 131H69L70 133ZM77 132V131H76ZM90 132H91V129H90ZM110 132V131H109ZM205 132V133H206ZM232 132V133H231ZM44 135L46 136L47 134L46 131L43 132ZM75 134V132H73ZM93 133V132H92ZM94 133H95V130H94ZM111 133V132H110ZM122 133V134H123ZM178 133V134H179ZM186 133V132H185ZM190 133V131H189ZM202 133V132H201ZM214 133V132H213ZM220 133V135H219ZM77 134L81 135V132ZM87 134V133H86ZM121 134V133H120ZM121 134V135H122ZM142 132L140 133V136H141ZM174 134V133H173ZM177 134V135H178ZM211 132L209 133V136H210ZM34 135V133L32 134ZM42 135V133H41ZM85 135V133L83 134V136ZM88 135V134H87ZM98 135H100V133H98ZM124 135V134H123ZM126 135V134H125ZM124 135V136H125ZM144 135V134H142ZM187 135V134H186ZM185 135V136H186ZM191 135V134H189ZM193 135V134H192ZM198 135V134H197ZM202 135V134H201ZM205 135V134H204ZM217 135L219 137H217ZM39 136V134H38ZM67 136V134H66ZM70 136V135H69ZM73 136L74 138V135H71ZM70 136V137H71ZM110 136V135H109ZM112 136V135H111ZM119 136V135H118ZM123 136V137H124ZM174 136V135H173ZM179 137L181 136L178 135ZM208 136V135H207ZM206 136V137H207ZM208 136V137H209ZM36 137V136H35ZM35 137H33L32 139H34ZM41 137V136H40ZM97 137V136H96ZM104 137V136H103ZM127 137V136H126ZM143 137V136H142ZM141 137V138H142ZM144 137H148V136H144ZM166 137V136H165ZM178 137V138H179ZM183 137V135H182ZM181 137V138H182ZM190 138V136H187ZM198 137V136H197ZM213 137V136H212ZM37 138V137H36ZM47 138V136L45 137ZM68 138V137H67ZM100 138V136H99ZM118 138V137H117ZM177 138V136H176ZM176 138L174 137V141H176ZM177 138V139H178ZM192 138V136H191ZM200 138V137H199ZM204 138V137H203ZM211 138V137H210ZM218 138V139H217ZM220 138V139H219ZM71 139V138H70ZM69 139V140H70ZM76 139V138H74ZM126 139V138H125ZM206 139V138H204ZM203 139V140H204ZM35 140V139H34ZM43 140V139H42ZM47 140V139H46ZM46 140H44L46 142ZM49 140V139H48ZM73 139H71L70 141H72ZM146 140V139H145ZM144 140V141H145ZM192 140H196V139H192ZM209 142H210V146L212 145L211 143H215V142H211L210 139H208ZM40 141V140H39ZM38 141V143L40 144V142ZM74 141V140H73ZM72 141V142H73ZM102 141V140H101ZM100 141V142H101ZM125 141V140H124ZM178 141V140H177ZM176 141V143L178 144V142ZM185 141V140H184ZM43 141H41L42 143ZM53 142V141H52ZM55 142V140H54ZM53 142V144H54ZM113 142V141H112ZM126 142V141H125ZM187 142H189L187 140ZM197 142V140H196ZM74 143L77 144V142L75 141ZM175 143V142H174ZM175 143V144H176ZM195 143V142H194ZM51 145L50 143L47 144L48 148L53 146V149L55 150L54 148V145ZM92 144V143H91ZM182 145L184 143H181ZM189 144V143H187ZM200 144V142H199ZM209 145V143H207ZM34 145V143H33ZM36 145V144H35ZM50 145V146H49ZM74 145V144H73ZM93 145V144H92ZM123 145L124 142H123ZM144 145V143L142 144ZM202 145V144H200ZM41 146V144L39 145ZM43 146H45V144L42 145V147L40 148H43ZM145 146V145H144ZM180 146V145H179ZM186 146V145H185ZM33 147H36V146H33ZM38 147V145H37ZM171 147V146H170ZM178 147V146H176ZM183 147V146H182ZM203 147V146H202ZM207 147V145H206ZM78 148V146H77ZM94 148V147H93ZM157 148V147H156ZM38 149V148H37ZM45 149V148H44ZM47 149V148H46ZM75 149V148H74ZM102 149V148H101ZM181 149V148H180ZM190 149V148H188ZM204 149V148H203ZM206 149V148H205ZM211 149V147H210ZM213 149V148H212ZM35 150V149H34ZM40 150V149H39ZM38 150V151H39ZM42 150V149H41ZM49 149H47L48 151ZM95 150V148H94ZM98 150V149H97ZM194 152H193V157H191V161L192 163L194 162V160L198 159V162L195 163L197 166V168H195V172L197 170H202V167H203V163L206 161V156H204V154L202 155L201 154V151H200V147H199V150H198V147L196 146L195 149H193ZM208 150H209V147H208ZM214 150V149H213ZM46 151V152H47ZM52 151V150H50ZM79 151V150H78ZM125 151V150H124ZM177 153H178V150H176ZM185 151V149H184ZM191 151V150H190ZM210 151V150H209ZM34 152V151H33ZM55 152V151H54ZM99 152V151H98ZM117 152V151H116ZM187 152V151H186ZM192 152V151H191ZM203 153H205V151H202ZM208 151H206L207 153ZM218 152V151H217ZM42 153V152H41ZM80 153V152H79ZM111 153V151H110ZM125 153V152H123ZM181 153V152H179ZM205 153V154H206ZM45 154V152H44ZM49 154V152L47 153ZM51 154V153H50ZM208 154V153H207ZM222 154V153H221ZM33 155V154H32ZM36 155V154H35ZM39 155V153H38ZM36 155V156H38ZM43 155V154H41ZM58 155V154H57ZM119 155V154H117ZM171 155V154H170ZM40 156V155H39ZM51 156V155H50ZM53 156V154H52ZM79 156V155H78ZM125 156V155H124ZM168 155H166L167 157ZM180 156V155H179ZM203 156L205 159H203ZM42 157V156H41ZM44 157V155H43ZM49 157V156H48ZM110 157L112 158L113 156L110 155ZM116 157V156H115ZM184 157V156H183ZM55 158V157H54ZM58 158V157H57ZM56 158V160H57ZM80 158V157H79ZM126 158V157H125ZM179 158V157H178ZM181 158V157H180ZM179 158V159H180ZM208 158V156H207ZM42 159V158H41ZM49 159V158H47ZM52 159V157H51ZM177 159V158H175ZM189 158L185 157V162H187L188 164H190V160H187ZM55 160V159H53ZM53 160H50V162H52ZM75 160V159H74ZM125 160V159H124ZM184 160V159H183ZM205 160V161H204ZM31 161V160H29ZM35 161V160H34ZM40 161V160H39ZM49 160L45 161L46 163L48 162ZM59 161V164L62 163L60 162V159H58ZM189 161V162H188ZM54 162V161H53ZM179 162V161H178ZM31 163V162H30ZM46 163H45V166H46ZM55 163V162H54ZM173 163V162H172ZM176 163V162H175ZM191 163V164H192ZM206 163V162H205ZM37 164V163H36ZM44 164V163H43ZM48 165L50 163H47ZM58 164V163H57ZM128 164V163H127ZM131 164V163H130ZM174 164V163H173ZM182 164V163H181ZM185 164V163H184ZM187 164V165H188ZM199 164V165H198ZM32 165V164H31ZM34 165V164H33ZM129 165V164H128ZM127 165V167H128ZM134 165V164H132ZM172 165V164H171ZM178 165V164H177ZM193 165V164H192ZM57 166V165H56ZM55 166V167H56ZM130 166V165H129ZM170 166V165H169ZM205 166V164H204ZM28 167V166H27ZM33 167V166H32ZM35 167V165H34ZM48 167V166H47ZM49 167H51L49 165ZM54 167V164H52V168ZM63 167V166H61ZM172 167V166H171ZM174 167V166H173ZM172 167V168H173ZM182 167V166H181ZM180 167V168H181ZM189 166H184V168H188ZM206 167V166H205ZM29 168V167H28ZM41 168V167H40ZM58 168V167H57ZM60 168V166H59ZM64 168V167H63ZM133 168V166H132ZM135 168V166H134ZM133 168V171L135 170ZM176 168V167H175ZM204 168V167H203ZM207 168V167H206ZM26 169V168H25ZM42 169V168H41ZM46 169V168H45ZM48 169V168H47ZM46 169V170H47ZM191 170H193L192 168H189ZM189 169H186L188 170V174L189 175ZM205 169V168H204ZM29 170V169H28ZM45 172H48L46 171ZM49 171L51 169H48ZM55 170V169H54ZM53 170V171H54ZM59 170V169H58ZM61 170V168H60ZM171 170H174V169H171ZM170 170V171H171ZM182 170V174H183V169ZM52 171V172H53ZM62 171V170H61ZM128 171H130L128 169ZM178 171V170H177ZM206 171V169H205ZM204 171V172H205ZM44 172V174H46ZM60 172V171H59ZM175 172V170L173 171ZM180 172V170H179ZM194 172V170H193ZM193 172L191 171V173L193 174ZM25 173H27L25 171ZM30 172H28V175ZM55 173V172H54ZM63 173V172H61ZM187 173V172H186ZM200 173V172H199ZM24 174V172H23ZM36 174V172H34V175ZM38 174V173H37ZM41 174V173H40ZM52 174V173H49V175ZM57 174V173H56ZM60 174V173H59ZM173 174V173H172ZM171 174V175H172ZM181 174V175H182ZM201 174V173H200ZM33 175V173H32ZM42 175V174H41ZM48 173H47V176H49ZM55 175V174H54ZM61 175V174H60ZM64 175V174H62ZM61 175V177H62ZM170 175V174H169ZM186 175V176H187ZM191 175V174H190ZM44 176V175H43ZM42 176V177H43ZM53 176V174H52ZM59 176V175H58ZM166 176V175H165ZM185 174H184V177H186ZM200 176V175H199ZM199 176H195L193 175V177H199ZM28 177V176H26ZM37 177V181H38V178H40L38 175H36ZM45 177V176H44ZM43 177V178H44ZM50 177V176H49ZM55 177V176H54ZM57 177V175H56ZM24 178V176H23ZM42 178V179H43ZM47 178V177H46ZM53 179V178H52ZM61 178L59 177V179L56 178V181L58 183V180H60ZM186 179V178H185ZM188 179V177H187ZM194 179V178H193ZM199 179V178H197ZM195 178V180H197ZM23 180V179H22ZM25 180V179H24ZM48 180V178H47ZM51 180V179H50ZM54 180V179H53ZM194 180V181H195ZM251 180V179H249ZM191 181V182H190ZM189 183L191 184H195L196 182H192V180H190ZM201 181V180H200ZM203 181V179H202ZM40 182V181H39ZM39 182H36L34 181V183L38 184ZM53 182V181H52ZM60 182V181H59ZM185 182H188L185 181ZM30 182L26 183H23L25 184V186L27 184H29ZM42 184V182H40ZM44 183V182H43ZM188 183L189 186H191L190 184ZM200 183V182H199ZM251 183V182H250ZM32 184V183H31ZM30 184V185H31ZM257 184V183H256ZM30 185L28 187H30ZM34 185V184H33ZM33 185L31 187H33ZM56 185V184H54ZM59 185V183H58ZM187 185V183H186ZM240 185V184H238ZM252 185V184H251ZM35 186V185H34ZM196 186V185H195ZM198 186V185H197ZM244 185H241L239 189L243 188ZM248 186V185H247ZM257 185H254V187H256ZM27 187V186H26ZM193 187V185H192ZM191 187V188H192ZM201 187V185L199 186V188ZM25 188V187H24ZM190 188V189H191ZM249 188H250V185H249ZM30 189V188H29ZM27 189V190H29ZM193 189L195 190L196 188L193 187ZM191 189V190H193ZM245 189V188H244ZM252 189V188H250ZM190 190V192H191ZM237 190V192H238ZM243 190V189H242ZM186 191V189H185ZM184 191V192H185ZM189 191V190H188ZM188 191H186L187 193H189ZM10 192L12 194H10ZM243 192H245L243 190ZM195 195V192H193ZM251 193V192H250ZM249 192H245L244 195L242 196L240 193L237 194L236 197V200H238V207L240 204L243 205L242 209L246 211V213L248 214L247 217L250 219L251 216L253 215V213L255 211H257L258 209L259 210H262L263 211V215H264V195H259L257 197V202H256V205H253V203H251L250 200L248 199H251L249 198ZM253 193V192H252ZM10 194V195H9ZM182 196H183V193H181ZM190 194V193H189ZM197 194V193H196ZM240 194V195H239ZM44 195V194H43ZM186 196H188V194H185ZM191 195V194H190ZM239 195V196H238ZM45 196V195H44ZM40 197V196H39ZM38 197V198H39ZM70 197V196H69ZM189 197V196H188ZM193 197V196H191ZM18 198V197H17ZM72 198V197H71ZM180 198V196H179ZM70 199V198H69ZM38 200H43L42 199H38ZM46 200V198L44 199ZM180 200V199H179ZM71 201V200H70ZM41 203V201H39ZM44 202H48V201H44ZM72 202V201H71ZM74 202V201H73ZM76 202V201H75ZM79 202V201H78ZM76 202V203H78ZM250 202V203H249ZM50 203V202H49ZM47 203V205L49 204ZM46 203H44L45 205ZM79 204V203H78ZM246 204H249V206H246ZM263 205V206H259V205ZM42 206L43 205V201L41 203ZM41 205L37 206L39 207V209L41 210ZM50 205V204H49ZM236 205V203H235ZM41 207V208H40ZM46 207V206H45ZM236 207V206H235ZM237 207V209H239ZM49 208L46 207V208H42V210L44 211H47ZM41 210V211H42ZM49 211V210H48ZM239 211V210H238ZM242 211V210H240ZM234 212V211H233ZM45 213V212H44ZM50 213V211H49ZM241 214V212H239ZM53 212H51L50 214V218H55L53 217L54 215H52ZM184 214V211L183 213ZM183 216V215H182ZM185 216V214H184ZM61 219V218H60ZM59 219V220H60ZM58 220V221H59ZM248 220V219H247ZM61 222V221H59ZM57 222H55L54 220V224H56ZM54 224H53V228L57 227V231L59 232L58 230V227H59V223H57L58 226L55 225L54 227ZM170 224L171 222L168 223V227H170ZM52 225V223H51ZM61 225V224H60ZM61 227V226H60ZM92 227L90 228L91 232H93L94 230H92ZM95 229V228H93ZM54 230V229H53ZM64 230V229H63ZM56 231V230H55ZM57 232V233H58ZM56 233V232H55ZM56 233V235H57ZM58 234H60L61 236V233L59 232ZM107 235V234H106ZM105 236V235H104ZM180 242L181 241V244H182V250H180V257H182V253L184 255V258L186 257V254H187V251H186V244H187V238L184 237V235L178 237L177 239H174L173 242L177 244V241ZM250 244H251V257H250V261L248 264H264V237H256V238H252L250 241ZM173 245V244H172ZM54 246H58V245H54ZM60 246V245H59ZM62 248H65V247H62ZM69 248V247H68ZM67 248V250H68ZM55 249V248H54ZM57 249H60L57 248ZM56 249V251H57ZM2 250V249H1ZM4 250V249H3ZM70 250V249H69ZM68 250V251H69ZM55 251V250H54ZM62 251L65 252V250L63 249ZM62 251H61V255H62ZM66 251V253L68 252ZM2 251H0L1 253ZM59 252V251H58ZM73 254H74V251L72 250ZM71 252V254H72ZM182 252V253H181ZM69 254V253H68ZM70 254V255H71ZM72 254V258L74 256V259L75 258V255ZM67 255V254H66ZM69 255V256H70ZM60 257V256H59ZM65 259V256L62 257V259ZM71 258V256H70ZM67 259V258H66ZM68 260V259H67ZM67 260H66V263H67ZM73 260V259H71ZM70 260V261H71ZM63 261V260H62ZM78 261H80L78 259ZM78 261L74 262L77 263ZM69 262V261H68ZM81 262V261H80ZM69 263H72V262H69ZM68 263V264H69ZM83 263V262H82ZM78 264V263H77Z\"/></svg>",
  "mask_w": 264,
  "mask_h": 264
},
{
  "label": "water",
  "instance_id": "95a60500",
  "mask_svg": "<svg viewBox=\"0 0 264 264\" xmlns=\"http://www.w3.org/2000/svg\"><path fill=\"white\" fill-rule=\"evenodd\" d=\"M256 215H258V213H256Z\"/></svg>",
  "mask_w": 264,
  "mask_h": 264
}]
</instances>
